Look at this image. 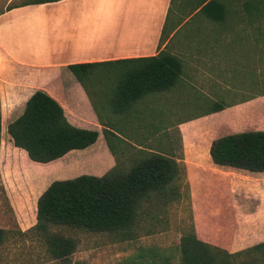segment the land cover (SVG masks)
I'll return each mask as SVG.
<instances>
[{
    "label": "rangeland",
    "instance_id": "obj_1",
    "mask_svg": "<svg viewBox=\"0 0 264 264\" xmlns=\"http://www.w3.org/2000/svg\"><path fill=\"white\" fill-rule=\"evenodd\" d=\"M25 1L0 0V13ZM256 1L258 3V0H226L225 19L246 20L247 14L251 21L258 23L259 36L262 37L255 43L244 39L239 44L225 45L222 50L227 59L220 61L228 67L224 74L207 77L205 80L214 78L215 81L197 86V91L190 90L179 80L171 91L147 96L135 105L134 112L117 120L118 133L125 140L120 144L115 137L105 138L101 132L103 139L113 146L115 159L122 168H129L131 160L139 157V147L176 158L183 153L184 163L186 156L191 162L194 155H190L198 152L204 160L208 158V163L200 166L193 160L189 173L186 171L188 190L183 184L179 188V200L172 198L166 205L155 202L143 209L134 237L129 240L120 241L108 233L64 227L55 229L56 233L72 237L76 242V250L70 257L71 264H180V239L192 229L199 240L204 238L219 246L223 245L221 242H237L231 247L230 243L227 247L218 246L230 254L264 242V175L217 167L211 163L207 149L213 139L222 135L264 130V97H258L264 94V5L259 9ZM185 30L184 27L175 39H180ZM120 68H97L102 81L92 87L88 85L89 99L98 113L102 114L106 109L101 104V93L110 92L115 80L114 71ZM27 86L33 88L35 82L32 80ZM190 95L192 99L179 102V99ZM251 98L259 99L255 108L248 114L244 113L243 117L256 121L254 125L237 124L228 131V126L219 122L220 131L201 133L206 125L211 124V119H206L189 126L193 130L191 138L185 134L186 128H183L184 137L176 128L177 122L199 118L215 104L233 106ZM166 100L173 104L172 109L163 105L167 104ZM159 107H164L162 112ZM150 125H156L160 130L152 132ZM61 177L65 176L46 175L45 166L32 163L19 152H0V229L6 233L0 248V264H55L49 260L38 239L32 235H21L19 231H27L35 225L38 197L52 182L58 181L55 178ZM258 255L257 252H248L230 259L228 264H251ZM257 264L264 263L259 260Z\"/></svg>",
    "mask_w": 264,
    "mask_h": 264
},
{
    "label": "crops",
    "instance_id": "obj_2",
    "mask_svg": "<svg viewBox=\"0 0 264 264\" xmlns=\"http://www.w3.org/2000/svg\"><path fill=\"white\" fill-rule=\"evenodd\" d=\"M198 1L61 0L0 13V152H19L27 158L23 150L13 146L7 126L22 114L30 96L36 90H42L61 106L70 125L97 131L98 138L83 150L70 151L47 164H34L45 166L46 175L65 176L55 178L58 180L81 175L101 177L110 171L115 166V156L101 136V126L91 101L67 67L142 59L166 51L180 59V81L183 85L192 91L199 90L197 86L209 85L215 79L205 80L207 77L224 74L228 69L220 62L227 59L222 50L225 45L239 44L244 39L255 43L262 36H259L258 23L251 21L247 14L246 20L227 21L224 17L226 0H217L207 11H201L202 6L196 8ZM184 27V35L175 39ZM163 29L166 38L161 45ZM183 66H186L185 71ZM32 80L35 87L30 88L27 84ZM190 96H181L179 102L192 99ZM257 99L223 106L225 109L220 112L205 113L193 120L177 122L176 128L181 130L183 137L186 134L191 138L193 130L189 126L206 119H211V124L206 125L201 133L220 131L219 122L226 124L228 131L237 124L254 125L256 121L244 119L243 114L255 108ZM166 103L163 105L173 108L168 100ZM158 109L162 112L164 107ZM183 128H186L185 134ZM254 130L262 129L249 131ZM190 156L194 157L190 161L194 160L200 166L209 161L207 158L206 162L198 152ZM187 159L186 156L184 164L189 173L191 162ZM200 240L211 246H219L204 238ZM228 243L232 244L229 245L231 247L237 242H221L223 245L219 248L227 247Z\"/></svg>",
    "mask_w": 264,
    "mask_h": 264
},
{
    "label": "trees",
    "instance_id": "obj_3",
    "mask_svg": "<svg viewBox=\"0 0 264 264\" xmlns=\"http://www.w3.org/2000/svg\"><path fill=\"white\" fill-rule=\"evenodd\" d=\"M59 1L27 0L8 10ZM216 1L199 0L196 8L202 6L201 11H207ZM256 4L260 9L264 0H258ZM165 38L163 29L161 45ZM112 64H119L121 68L114 71L115 80L110 92L101 93V104L106 109L102 114L93 109L104 137H115L120 144L124 139L118 133L117 120L134 112L135 105L147 96L171 91L181 80L182 63L177 57L161 51L153 57L115 63L75 64L67 69L89 98L88 85H98L103 78L97 68ZM224 109L215 104L206 113L213 114ZM150 128L152 132L160 130L156 125H150ZM7 134L13 146L23 150L28 160L37 164H47L70 151L83 150L98 138L97 131L70 125L61 106L42 90H36L26 101L22 114L8 124ZM109 143L107 140L109 150L115 156ZM138 150L139 157L131 160L129 168H122L115 159V166L101 177L81 175L52 182L36 201L35 225L27 231H19L20 234L38 239L49 260L55 264H71L70 257L76 250L75 240L56 233L57 228L108 233L120 241L133 238L143 209L155 202L166 205L172 198L179 200L180 186L184 184L186 190L189 188L185 180L183 153L176 158L149 148L139 147ZM208 155L212 164L220 168L264 173V130L216 138L210 143ZM5 235V231L0 229V248ZM248 252L259 254L251 264H257L259 260L264 263V242L230 254L200 241L193 229L180 239V264H228L230 259Z\"/></svg>",
    "mask_w": 264,
    "mask_h": 264
}]
</instances>
